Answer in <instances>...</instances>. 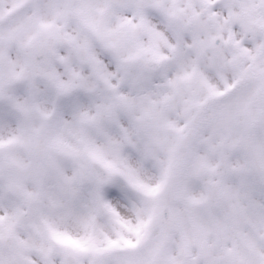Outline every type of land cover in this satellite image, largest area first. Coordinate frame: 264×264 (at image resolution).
<instances>
[{"label":"snow or ice","instance_id":"obj_1","mask_svg":"<svg viewBox=\"0 0 264 264\" xmlns=\"http://www.w3.org/2000/svg\"><path fill=\"white\" fill-rule=\"evenodd\" d=\"M0 264H264V0H0Z\"/></svg>","mask_w":264,"mask_h":264}]
</instances>
